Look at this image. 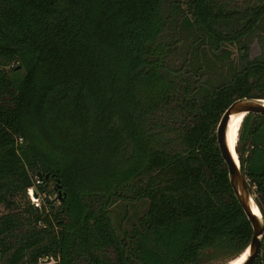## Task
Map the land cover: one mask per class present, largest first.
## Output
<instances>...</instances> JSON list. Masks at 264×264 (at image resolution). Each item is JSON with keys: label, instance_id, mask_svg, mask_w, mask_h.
Segmentation results:
<instances>
[{"label": "trees", "instance_id": "16d2710c", "mask_svg": "<svg viewBox=\"0 0 264 264\" xmlns=\"http://www.w3.org/2000/svg\"><path fill=\"white\" fill-rule=\"evenodd\" d=\"M241 96L264 98V0H0V264L238 257L215 126ZM234 150L264 221L263 115ZM49 182L57 204L26 200Z\"/></svg>", "mask_w": 264, "mask_h": 264}, {"label": "water", "instance_id": "95a60500", "mask_svg": "<svg viewBox=\"0 0 264 264\" xmlns=\"http://www.w3.org/2000/svg\"><path fill=\"white\" fill-rule=\"evenodd\" d=\"M245 113H257L264 116V98L253 96H241L232 100L222 111L217 124L215 126V142L221 159L226 167V174L228 183L232 190L234 197L242 208L251 227V234L246 247L241 251L246 250L244 259L239 264H252L254 259L259 254L260 242L264 233V221L262 219L260 210L247 187L246 180L236 152L233 147V153L229 149L226 141V130L230 115L241 114V118ZM236 157V159H235ZM37 178H41V173H35ZM45 177L47 174L44 175ZM31 196L37 198V193L34 189L31 190ZM59 190H57V199L60 200ZM240 252V253H241ZM238 253L237 255H239ZM236 255V256H237ZM234 256V257H236ZM48 258L46 257V260ZM228 261V260H227ZM226 263V262H224ZM223 264V263H221Z\"/></svg>", "mask_w": 264, "mask_h": 264}, {"label": "rangeland", "instance_id": "374dc122", "mask_svg": "<svg viewBox=\"0 0 264 264\" xmlns=\"http://www.w3.org/2000/svg\"><path fill=\"white\" fill-rule=\"evenodd\" d=\"M228 48L230 49L231 51V55L234 59H237V57L239 56V46L238 44H229L228 45ZM246 55L248 57H252L256 54L259 53V50H260V47L256 41L255 38L251 39L250 41H248V43L246 44ZM17 139H20V137H18ZM16 139V140H17ZM52 182H49L48 184V188L50 189L49 191L45 192V193H40L38 191V189L36 188V193H37V198L38 200L40 201V204L41 203H44L45 200H51L54 204H57L58 203V199H57V192L55 190V188L52 186ZM251 190H253V188H251ZM27 195V193H26ZM26 200L31 203L30 201V198L29 196L27 195V198ZM23 202V201H21ZM32 204V203H31ZM33 205V204H32ZM3 210V207L0 206V211ZM129 213L131 214L132 213V210L129 211ZM131 220L129 221H133L135 219V215L133 217H129ZM128 227V226H127ZM200 264H220L218 260L216 259H211L209 261H203L201 262Z\"/></svg>", "mask_w": 264, "mask_h": 264}, {"label": "bare ground", "instance_id": "6f19581e", "mask_svg": "<svg viewBox=\"0 0 264 264\" xmlns=\"http://www.w3.org/2000/svg\"><path fill=\"white\" fill-rule=\"evenodd\" d=\"M240 120H241V114H236V115L232 114L230 115L228 124H227L226 141H227V145L229 149L231 150V153H233V157L235 156L233 147L236 141L237 129H238ZM245 255H246V250L243 253H241L238 257L227 262L226 264H239L244 259Z\"/></svg>", "mask_w": 264, "mask_h": 264}, {"label": "built area", "instance_id": "2783aa9c", "mask_svg": "<svg viewBox=\"0 0 264 264\" xmlns=\"http://www.w3.org/2000/svg\"><path fill=\"white\" fill-rule=\"evenodd\" d=\"M39 181V178H37V177H35V182H38ZM32 189H34V186L33 185H31V186H28L27 188H26V193H27V195L29 196V198H30V201H31V203L33 204V206H39L40 205V201L38 200V198H33L32 196H31V194H32Z\"/></svg>", "mask_w": 264, "mask_h": 264}]
</instances>
